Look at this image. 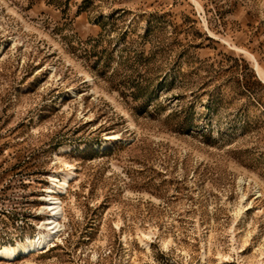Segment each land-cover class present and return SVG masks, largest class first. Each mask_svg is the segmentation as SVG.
I'll return each instance as SVG.
<instances>
[{
  "label": "rangeland",
  "instance_id": "obj_1",
  "mask_svg": "<svg viewBox=\"0 0 264 264\" xmlns=\"http://www.w3.org/2000/svg\"><path fill=\"white\" fill-rule=\"evenodd\" d=\"M67 164L0 264H264V0H0V247Z\"/></svg>",
  "mask_w": 264,
  "mask_h": 264
},
{
  "label": "bare ground",
  "instance_id": "obj_2",
  "mask_svg": "<svg viewBox=\"0 0 264 264\" xmlns=\"http://www.w3.org/2000/svg\"><path fill=\"white\" fill-rule=\"evenodd\" d=\"M257 69L258 72L261 73L258 67ZM63 150L68 151V147H64ZM72 167L71 164H67V170L62 174L60 179H57L55 176H50L51 186L47 190V198L44 199L49 211L48 218L43 223L45 225V232H38L34 237L28 238L24 243L17 242L13 246L0 247L1 258H10L17 255L19 252L27 253L43 250L52 244L51 242L61 230L59 218L63 213L62 202L55 194L66 192L69 179L72 175Z\"/></svg>",
  "mask_w": 264,
  "mask_h": 264
}]
</instances>
